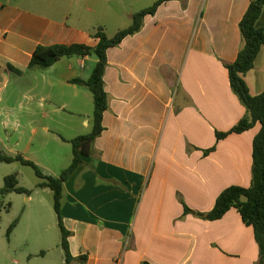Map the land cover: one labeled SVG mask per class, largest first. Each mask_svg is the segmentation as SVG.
Instances as JSON below:
<instances>
[{
    "label": "crops",
    "instance_id": "crops-1",
    "mask_svg": "<svg viewBox=\"0 0 264 264\" xmlns=\"http://www.w3.org/2000/svg\"><path fill=\"white\" fill-rule=\"evenodd\" d=\"M155 1L0 0V150L57 176L72 159L70 139L91 130L92 94L72 79L86 80L97 57L61 56L35 68L33 50L94 46L99 28L111 37ZM249 2L162 0L106 50L102 130L63 182L69 250L85 256L70 264H255L253 228L235 207L217 219L196 214L227 186L251 181L260 123L216 136L245 114L225 64L242 45ZM257 26L264 32V6ZM244 79L252 94L264 90V44Z\"/></svg>",
    "mask_w": 264,
    "mask_h": 264
},
{
    "label": "trees",
    "instance_id": "trees-1",
    "mask_svg": "<svg viewBox=\"0 0 264 264\" xmlns=\"http://www.w3.org/2000/svg\"><path fill=\"white\" fill-rule=\"evenodd\" d=\"M160 1L162 0H157L152 5L135 12L132 15V23L118 30L111 37H108L99 28L94 33L98 38L94 46L85 43L38 44L32 52L28 66L35 68L47 67L61 56H84L92 54L97 57L90 75L86 80L79 77L72 79L73 82L85 84L92 94L93 113L91 130L88 133L80 134L70 139L72 159L57 176L44 174L34 161L23 157L21 154L11 155L0 150V162L10 163L17 161L23 165L30 166L39 178L36 186L51 189L53 208L61 235L60 245L64 252V261L62 264H70L73 260L82 263L85 260L84 255L74 257L69 250V230L65 228L61 214L63 182L83 162L81 155L83 154L84 146L102 130V114L107 108V94L103 81V72L107 65L106 50L111 46L117 45L124 36L137 31L142 24L143 16L146 13H152ZM263 6L264 0H250L245 13L239 21L242 45L235 60L225 64L228 70L231 89L245 107V114L229 130L216 132L217 138H221L229 132H241L250 128L256 122L260 123V128L254 135L252 141L251 181L246 187L239 185L227 186L217 195L210 210L207 212H196V214L205 219H217L229 208L235 207L242 221L247 225H251L253 228L254 237L259 248V257L255 264H264V90L260 93L252 94L245 82L244 75L254 67L255 56L260 46L264 44L263 29L257 26V20ZM7 68L18 73L21 72L20 69L11 64H7ZM205 151L207 152L208 149ZM17 182L16 174L5 175L4 184L0 188V193L5 194L10 191L29 193L27 188L17 185ZM189 210L185 206V211ZM13 225L14 222L11 223L10 228Z\"/></svg>",
    "mask_w": 264,
    "mask_h": 264
},
{
    "label": "rangeland",
    "instance_id": "rangeland-1",
    "mask_svg": "<svg viewBox=\"0 0 264 264\" xmlns=\"http://www.w3.org/2000/svg\"><path fill=\"white\" fill-rule=\"evenodd\" d=\"M12 173L29 193H0V264H59L61 235L52 194L38 189L33 169L17 161L0 162V188Z\"/></svg>",
    "mask_w": 264,
    "mask_h": 264
}]
</instances>
